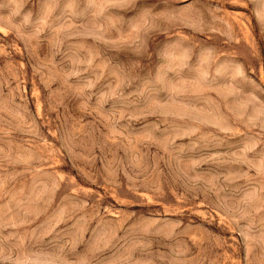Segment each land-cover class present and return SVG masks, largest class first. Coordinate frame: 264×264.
<instances>
[{
	"label": "rangeland",
	"instance_id": "1",
	"mask_svg": "<svg viewBox=\"0 0 264 264\" xmlns=\"http://www.w3.org/2000/svg\"><path fill=\"white\" fill-rule=\"evenodd\" d=\"M0 264H264V0H0Z\"/></svg>",
	"mask_w": 264,
	"mask_h": 264
}]
</instances>
